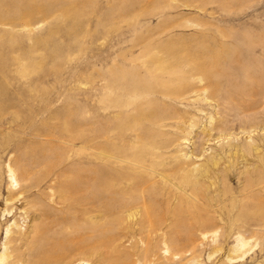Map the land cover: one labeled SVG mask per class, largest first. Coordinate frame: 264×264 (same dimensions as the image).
<instances>
[{
    "label": "rangeland",
    "instance_id": "rangeland-1",
    "mask_svg": "<svg viewBox=\"0 0 264 264\" xmlns=\"http://www.w3.org/2000/svg\"><path fill=\"white\" fill-rule=\"evenodd\" d=\"M0 190V264H264V0H0Z\"/></svg>",
    "mask_w": 264,
    "mask_h": 264
},
{
    "label": "bare ground",
    "instance_id": "bare-ground-1",
    "mask_svg": "<svg viewBox=\"0 0 264 264\" xmlns=\"http://www.w3.org/2000/svg\"><path fill=\"white\" fill-rule=\"evenodd\" d=\"M199 90V89H198ZM256 90V89H255ZM245 116V115H244ZM228 125V124H227ZM238 125V124H237ZM241 125V124H240ZM262 125V124H261ZM229 126V125H228ZM225 127V126H224ZM238 127V126H237ZM229 128V127H228ZM213 129V128H212ZM214 130V129H213ZM209 132V131H208ZM208 132H205V133H208ZM206 138V137H205ZM237 151H238V149H233L232 151L230 150L229 151V153L231 152V153H233V154H235V155H237ZM241 152H242V154H243V152H244V150L242 151V149H241ZM241 154V155H242ZM229 155V154H228ZM10 172H11V179H12V181H11V184H10V187L8 188L9 190H10V193H11V195H13L12 193H13V191H15V188H17V186L19 185V180H18V178L15 176V174H14V171H13V169H12V167H11V169H10ZM20 178V177H19ZM22 178V177H21ZM23 178H25V177H23ZM22 178V179H23ZM27 179V178H26ZM103 180V179H102ZM194 180V179H193ZM21 181H23V180H21ZM85 181V180H84ZM138 181V180H137ZM197 181V180H196ZM202 181V180H201ZM21 183V182H20ZM22 184V183H21ZM138 185V184H137ZM137 185H136V187H137ZM21 186V185H20ZM126 186V185H125ZM165 186V185H164ZM140 187V186H139ZM20 187H18V189H19ZM29 188H30V185H29ZM111 188V187H110ZM114 188V187H113ZM121 188V187H120ZM165 188V187H164ZM22 189V188H21ZM23 189H25L24 188V186H23ZM112 189V188H111ZM115 189V188H114ZM135 189H137V188H135ZM183 189V188H182ZM113 190V189H112ZM123 190L124 189H122V192H123ZM125 190H127V187H126V189ZM125 190H124V192H125ZM1 191V190H0ZM82 191V190H81ZM114 191V190H113ZM113 191H112V193H113ZM117 191V190H116ZM115 191V192H116ZM88 192V191H87ZM120 192V191H119ZM136 192V191H135ZM146 192V191H145ZM23 193V192H22ZM25 193H28V192H26L25 191ZM109 193V192H108ZM117 193V192H116ZM116 193H114V194H116ZM134 193V192H133ZM132 193V194H133ZM147 193V192H146ZM119 194H121V193H119ZM122 195V194H121ZM138 195V194H137ZM10 196V195H9ZM27 196V195H26ZM136 196V195H135ZM179 196V195H178ZM22 197V196H21ZM131 197V196H130ZM180 197V196H179ZM77 198V197H76ZM189 198V197H188ZM7 199V198H6ZM182 199V198H181ZM191 199V198H190ZM19 200H20V198H19ZM88 200V199H87ZM198 200V199H197ZM18 201V200H17ZM193 201H194V198H193ZM13 202V201H12ZM25 202V201H24ZM182 202V201H181ZM7 203V202H6ZM144 204H145V202H143ZM192 203V202H191ZM200 203V202H199ZM11 204H13V203H11ZM137 204V203H136ZM67 205V204H66ZM142 205V204H141ZM9 206V205H8ZM25 206H27V205H25ZM151 206V205H150ZM194 206V205H193ZM246 206V205H245ZM247 206L249 207V205L247 204ZM6 207V206H5ZM131 207H133V206H131ZM14 208V207H13ZM28 208V207H27ZM39 208V207H38ZM108 208V207H107ZM110 208V207H109ZM112 208V207H111ZM127 208H128V206H127ZM146 208V207H145ZM147 208H148V206H147ZM192 208V207H191ZM124 209V208H123ZM130 209H132V208H129V210ZM151 209V208H150ZM155 209H157V208H155ZM41 209L39 208V212H41L40 211ZM121 210V209H120ZM127 210V209H126ZM136 210V209H135ZM34 211V210H33ZM45 211V210H44ZM44 211H42V212H44ZM110 211V210H109ZM138 211V210H137ZM144 211V210H143ZM147 211H149V210H147ZM253 211V210H252ZM255 211V210H254ZM5 212H7L6 211V209L4 210V215L3 216H7V215H9V216H11L10 214H11V211H9L8 210V214H6L5 215ZM35 212V211H34ZM46 212V211H45ZM107 212V211H106ZM111 212V211H110ZM127 212V211H126ZM129 212V211H128ZM130 212H131V210H130ZM129 212V213H130ZM133 212H135V211H133ZM132 212V213H133ZM140 212H141V210H140ZM129 213H127V214H129ZM136 214H139V213H137V212H135ZM146 213V212H145ZM149 213H151V211H149ZM15 214V213H14ZM35 214V213H34ZM153 214V213H152ZM246 214V213H245ZM48 215V214H47ZM46 215V216H47ZM109 215V214H108ZM115 215V214H114ZM131 215V214H130ZM140 215V214H139ZM141 215H142V213H141ZM140 215V216H141ZM13 216V215H12ZM37 217L39 216V215H36ZM127 216V215H126ZM137 216V215H136ZM155 216V215H154ZM8 217V216H7ZM33 217V216H32ZM40 217V216H39ZM41 217H42V215H41ZM40 217V218H41ZM45 217V216H44ZM135 217V216H134ZM146 217V216H145ZM144 217V218H145ZM147 217H148V215H147ZM146 217V218H147ZM175 217V216H174ZM204 217V216H203ZM34 218H36V217H34ZM46 218V217H45ZM129 218H130V216H129ZM133 218V217H132ZM140 218H142V217H140ZM161 218V217H160ZM32 219V218H31ZM37 219V218H36ZM43 218H41V220H42ZM131 219V218H130ZM129 219V220H130ZM134 219H136V217L134 218ZM11 220V219H10ZM117 220V219H116ZM128 220V221H129ZM157 220V219H156ZM204 220V219H203ZM35 221V220H34ZM38 221V220H37ZM40 221V220H39ZM114 221H115V217H114ZM127 221V222H128ZM131 221V220H130ZM129 221V222H130ZM133 221V220H132ZM131 221V222H132ZM137 220H135V222H136ZM196 221H197V218H196ZM202 221V220H201ZM206 221H208V220H206ZM36 222V221H35ZM35 222H33V223H35ZM44 222V221H43ZM146 222V221H145ZM194 222V221H193ZM209 222V221H208ZM17 223V222H16ZM15 223V224H16ZM140 223V222H139ZM172 223H173V221H172ZM197 223H198V221H197ZM203 223H205V220H204V222ZM18 224V223H17ZM15 225L16 227L18 226V225ZM128 224V223H127ZM148 224V222H146V224H145V227H146V225ZM156 224H157V221H156ZM33 225V224H32ZM35 225V224H34ZM83 225V224H82ZM132 225H133V222H132ZM43 225H39V224H37V226H34L33 227V229L32 228H30L29 230H31L30 232H28L27 233V231L25 232V233H23V231L22 230H18V231H13L12 232V234L10 235V237H8V239H7V241H6V243L8 244V245H11V244H13L14 242H15V244L14 245H16V242H20L21 244L23 243H34V242H37V240L40 238V234L43 232V227H42ZM67 226V225H66ZM135 226V225H134ZM143 226V225H142ZM157 226V225H156ZM31 227V226H30ZM128 227V226H127ZM137 227V226H136ZM19 228V227H18ZM143 228H144V226H143ZM156 228V227H155ZM14 229V228H13ZM126 229H128V228H126ZM141 229V228H140ZM141 231H142V229H141ZM138 232V231H137ZM136 232V233H137ZM150 233V232H149ZM44 234V233H43ZM128 234V233H127ZM130 234V233H129ZM128 234V235H129ZM45 235V234H44ZM131 235V234H130ZM43 237V236H42ZM163 239V238H162ZM174 239V238H173ZM69 241V240H68ZM242 242V245L243 246H245V245H247L246 244V242L244 241V240H242L241 241ZM19 243V244H20ZM28 243V244H29ZM22 244V245H23ZM26 244L25 245H23L24 246V248L22 249V251L25 249L26 251H27V249L25 248V246H26ZM37 244V243H36ZM38 245V244H37ZM53 245V244H52ZM22 246V247H23ZM30 247V246H29ZM33 248V247H32ZM16 249V248H15ZM10 250V251H9ZM17 250V249H16ZM16 250H14V251H16ZM20 251V250H19ZM29 251V250H28ZM50 251V250H49ZM238 251V250H237ZM11 252V249H10V247L9 248H7V250L5 251V253L4 254H2V256H1V258H4V259H6V260H8V262L6 263V264H9L10 262V258H12V254L10 253ZM27 253V252H26ZM40 253V252H39ZM28 254V253H27ZM27 254H26V256H27ZM33 254V253H32ZM16 255V254H15ZM25 255V254H24ZM24 255H22V256H24ZM41 255V254H40ZM25 256V257H26ZM39 256V255H38ZM19 258L18 259H20V256H18ZM35 257V256H34ZM28 258V257H27ZM14 259V258H13ZM15 259H16V256H15ZM30 259V258H29ZM50 259H51V255L49 254H46L45 256H43L42 258H41V260L40 259H35V261L34 262H31V264L33 263V264H50L49 262H50ZM121 260V259H120ZM119 260V261H120ZM15 262L16 260H12L11 262ZM22 262H24L23 260H21ZM116 261V260H115ZM122 261H124V260H122ZM18 263H19V261H17ZM16 262V263H17ZM117 262V261H116ZM115 263V262H114ZM15 264V263H14Z\"/></svg>",
    "mask_w": 264,
    "mask_h": 264
}]
</instances>
